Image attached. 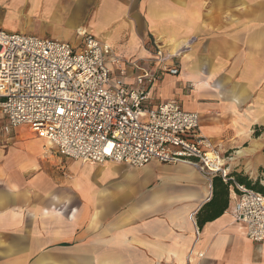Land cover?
<instances>
[{
    "label": "crops",
    "instance_id": "crops-1",
    "mask_svg": "<svg viewBox=\"0 0 264 264\" xmlns=\"http://www.w3.org/2000/svg\"><path fill=\"white\" fill-rule=\"evenodd\" d=\"M0 28L75 47L87 32L156 70L148 105L176 98L199 113L229 174L264 184V0H0ZM175 43L176 75L155 60ZM6 124L0 109V264H264L234 216L237 182L198 225L213 188L192 165L82 162Z\"/></svg>",
    "mask_w": 264,
    "mask_h": 264
},
{
    "label": "built area",
    "instance_id": "built-area-1",
    "mask_svg": "<svg viewBox=\"0 0 264 264\" xmlns=\"http://www.w3.org/2000/svg\"><path fill=\"white\" fill-rule=\"evenodd\" d=\"M75 47L67 41L0 28V109L6 132L27 126L68 158L97 164L143 167L152 160L186 163L208 180H233L220 146L202 134L200 115L178 99L152 107L144 89L157 71L115 55L112 46L87 32ZM161 70L172 56L155 53ZM174 56V55H173ZM113 66V67H111ZM135 85L126 82L132 69ZM234 216L247 236L264 244V194L236 184Z\"/></svg>",
    "mask_w": 264,
    "mask_h": 264
},
{
    "label": "trees",
    "instance_id": "trees-1",
    "mask_svg": "<svg viewBox=\"0 0 264 264\" xmlns=\"http://www.w3.org/2000/svg\"><path fill=\"white\" fill-rule=\"evenodd\" d=\"M229 176L232 177L233 180L230 179L228 181H224L219 175L213 176V196L197 213L196 219L198 225L214 220L224 213V211L228 208L229 186L232 183L237 182L246 188L253 189L264 194V184H262L260 180H253L242 174H229ZM236 192L239 193L237 188Z\"/></svg>",
    "mask_w": 264,
    "mask_h": 264
},
{
    "label": "bare ground",
    "instance_id": "bare-ground-1",
    "mask_svg": "<svg viewBox=\"0 0 264 264\" xmlns=\"http://www.w3.org/2000/svg\"><path fill=\"white\" fill-rule=\"evenodd\" d=\"M179 47H180L179 43H177V44L175 43L174 46L172 47L173 48V50H172L173 53L172 54H175L178 51Z\"/></svg>",
    "mask_w": 264,
    "mask_h": 264
},
{
    "label": "rangeland",
    "instance_id": "rangeland-1",
    "mask_svg": "<svg viewBox=\"0 0 264 264\" xmlns=\"http://www.w3.org/2000/svg\"><path fill=\"white\" fill-rule=\"evenodd\" d=\"M185 50H186V49H184V48H183L182 50L180 49L178 53L176 52V53L174 54V57H180L181 54H182L183 52H185ZM171 55H173V54H170V56H171ZM95 164H97V163H95Z\"/></svg>",
    "mask_w": 264,
    "mask_h": 264
}]
</instances>
